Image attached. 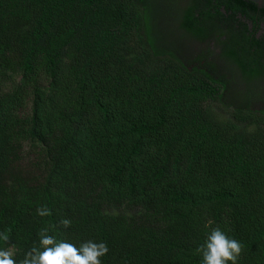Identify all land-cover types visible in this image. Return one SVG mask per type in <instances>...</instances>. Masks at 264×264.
Segmentation results:
<instances>
[{
    "label": "trees",
    "instance_id": "trees-1",
    "mask_svg": "<svg viewBox=\"0 0 264 264\" xmlns=\"http://www.w3.org/2000/svg\"><path fill=\"white\" fill-rule=\"evenodd\" d=\"M176 1L0 0V248L18 262L48 228L106 243L101 264H200L220 227L237 264H264V9L182 0L180 30L249 85L224 119L214 50L186 59L162 25Z\"/></svg>",
    "mask_w": 264,
    "mask_h": 264
},
{
    "label": "clouds",
    "instance_id": "clouds-1",
    "mask_svg": "<svg viewBox=\"0 0 264 264\" xmlns=\"http://www.w3.org/2000/svg\"><path fill=\"white\" fill-rule=\"evenodd\" d=\"M37 214L50 215V210L41 207L37 209ZM60 223L67 228L71 221L64 219ZM9 240L7 233H0V241L7 244ZM241 251V243L229 238L220 227L212 228L206 234L204 243L197 249L201 256L200 264H237ZM107 252L104 242L89 240L77 247L67 241H58L49 233L48 228H42L38 232L37 244L26 251L19 262L11 248H0V264H101V257Z\"/></svg>",
    "mask_w": 264,
    "mask_h": 264
},
{
    "label": "rangeland",
    "instance_id": "rangeland-1",
    "mask_svg": "<svg viewBox=\"0 0 264 264\" xmlns=\"http://www.w3.org/2000/svg\"><path fill=\"white\" fill-rule=\"evenodd\" d=\"M160 1L161 0H157ZM182 0H177L175 3L171 4H163L162 13L169 15L170 13H173L169 18L162 20L163 24L166 25V28L170 30L172 38L178 42V44L181 45L183 50V56L186 59H192L193 57H197L198 55L202 54L203 50H206V48H211V50H214L213 52V60L217 63L219 73H222L223 75L228 76L229 80L231 81L232 86V96L234 95V99L226 98L222 104H220L219 109L217 110L218 114L226 119L230 116L231 111L234 110L236 106L242 105L244 96L246 97V92L243 93V98H239L236 94L237 92L241 93V91L246 90V88L249 86L248 83L241 77L239 72L236 70V68L233 65H228L226 67V70H224V67L226 64L223 60L220 58V50L217 51V49L213 48V44L211 45H203L202 43L190 38L187 36V34L180 30V16H181V10L183 9L184 5L182 4ZM155 5V4H154ZM181 5V6H180ZM180 6V7H179ZM177 8H179L177 10ZM161 9V8H160ZM177 10V11H176ZM162 14V15H163ZM259 88L257 90H253L251 93L252 99L257 98H264V81L259 84ZM264 106V102L255 101L253 102L250 107L252 110H258L261 109Z\"/></svg>",
    "mask_w": 264,
    "mask_h": 264
},
{
    "label": "water",
    "instance_id": "water-1",
    "mask_svg": "<svg viewBox=\"0 0 264 264\" xmlns=\"http://www.w3.org/2000/svg\"><path fill=\"white\" fill-rule=\"evenodd\" d=\"M256 4L259 8L264 9V0H246Z\"/></svg>",
    "mask_w": 264,
    "mask_h": 264
}]
</instances>
